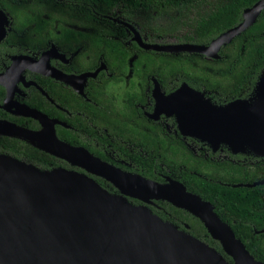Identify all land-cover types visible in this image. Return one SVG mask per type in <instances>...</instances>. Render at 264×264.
I'll return each mask as SVG.
<instances>
[{"label":"water","instance_id":"95a60500","mask_svg":"<svg viewBox=\"0 0 264 264\" xmlns=\"http://www.w3.org/2000/svg\"><path fill=\"white\" fill-rule=\"evenodd\" d=\"M263 9L264 0L244 9L242 21L209 45H141L154 51L200 53L218 59L220 48L251 26ZM41 66L45 68L33 69L59 78L45 63ZM153 95L156 111L150 117L173 116L182 136L204 143L213 152L225 146L232 154L264 157V68L250 100L238 98L218 105L186 82L168 95L155 82ZM21 114L38 120L42 129L31 131L2 120L0 135L29 142L99 176L122 195L109 193L85 173L63 167L39 170L0 155V187L9 190L6 194L0 191V264H264L250 255L209 201L187 191L181 182L168 179L159 183L123 172L83 148L60 141L56 121L45 114L29 108ZM259 184H264V178L242 185ZM126 196L146 203L165 200L198 217L232 263L146 206L132 205Z\"/></svg>","mask_w":264,"mask_h":264},{"label":"flooded vegetation","instance_id":"af4514ba","mask_svg":"<svg viewBox=\"0 0 264 264\" xmlns=\"http://www.w3.org/2000/svg\"><path fill=\"white\" fill-rule=\"evenodd\" d=\"M90 2L0 0L3 13L0 14V121L39 131L42 125L38 120L21 114L25 108L37 110L56 121L55 132L63 143L83 148L99 159L95 152H103L106 160H101L123 172L140 175L137 169H142L145 163L141 140L147 130L146 122L157 127L158 137L164 140L162 150L170 155L175 147L174 141H169L171 135L179 133L173 116L161 113L156 119L150 117L156 111L154 83L168 95L184 82L173 87V81L164 83L158 78V72L165 66L158 55L146 53L162 51L141 44H199L187 41L197 36L198 16L216 10L222 0H204L199 8L161 6V0H114L105 4L102 11H97L95 0ZM54 10L61 14L57 19L51 14ZM155 16L173 23L175 33L167 34L164 41L149 25ZM211 41L199 45H209ZM45 54L46 58L42 57ZM195 54L210 63L221 58L219 53L218 59ZM42 63L55 70L59 78L33 69H44ZM120 129L134 140L120 138L117 134ZM184 144L194 151L191 143ZM203 146L198 148L206 157ZM222 150L220 147L214 151L216 160L236 162ZM237 161L245 162L248 168L258 166L264 170V157ZM65 162L70 167H61L85 173L95 180L96 175ZM263 178L264 174L254 182ZM168 179L175 178L162 175L159 183ZM109 189L113 195H122L113 185ZM126 198L132 205L146 206L154 213L155 201Z\"/></svg>","mask_w":264,"mask_h":264},{"label":"trees","instance_id":"16d2710c","mask_svg":"<svg viewBox=\"0 0 264 264\" xmlns=\"http://www.w3.org/2000/svg\"><path fill=\"white\" fill-rule=\"evenodd\" d=\"M84 1L91 4L90 0ZM113 1L95 0L97 11H102L105 4H111ZM257 1L222 0V4H219L216 10L206 16H198L197 36L187 41L207 44L221 33L238 25L242 21L243 10ZM170 4H177L184 8L188 6L199 8L204 4V0H161L160 3L161 6ZM219 54L221 58L210 63L195 53H146L150 56L158 55L160 62L164 64L165 67L161 68L157 76L164 83L171 80L174 82L173 87H176L180 81H184L210 97L218 105H224L238 98L250 100L258 77L264 68V9L253 25L222 46ZM195 63L204 67L194 71L189 69V66L192 67ZM145 126L147 130L141 140L145 148V163L142 169H137L140 175L156 182L162 181V175H168L182 182L187 191L209 201L214 207V212L231 227L236 238L245 245L250 255L264 263V184L253 187L242 185L259 180L264 170L258 166L248 168L245 162L237 161L239 158L255 160L259 157L249 153L232 154L227 147L221 146L222 152L236 162L216 160L214 157L217 152L213 153L208 146H203V143L178 133L175 136L171 135L172 139L169 140H173L175 145L171 148V152L182 154L187 158L172 161L167 152L162 150L164 140L158 137L157 127L147 122ZM113 128H116L115 124ZM113 132L115 133V129ZM117 134L120 138L134 140L133 136L127 135L121 129L117 131ZM185 141L191 143L194 151L184 144ZM200 146L206 149L204 150L208 154L206 157L198 148ZM95 154L106 160L103 152H95ZM0 155L31 164L39 170L70 167L63 159L15 137L0 135ZM94 178L102 188L107 189L108 192L111 191L110 182L99 176ZM236 183L241 185L235 186ZM133 201L136 202L135 199ZM154 201L156 206L152 211L155 215L213 247L232 263V259L224 253L220 243L210 236L198 217L165 200Z\"/></svg>","mask_w":264,"mask_h":264},{"label":"rangeland","instance_id":"374dc122","mask_svg":"<svg viewBox=\"0 0 264 264\" xmlns=\"http://www.w3.org/2000/svg\"><path fill=\"white\" fill-rule=\"evenodd\" d=\"M51 14L55 15V19H57L61 15V14H58V12L56 10L52 11ZM155 17H156V19H154L153 21L149 22V25H150L151 28L155 29L154 32H155L156 35L163 36L164 39H162V40L164 41V40H166V37L168 36L167 34H170L172 36L175 33V29L173 28V23L169 22L168 20H166L162 16H159V17L155 16ZM167 31H169L170 33H168ZM179 32H181V30H179ZM167 40L172 41V38H167ZM201 67H204V66L203 65H198V64L195 63V65H193L192 67L189 66V69L194 71V70H200ZM218 79L220 80L221 78L219 77ZM222 83H224V82H222ZM166 152H167L168 155H170V152L169 153H168V151H166ZM170 158L172 160L176 161V160H185V158H187V157H183L182 154L173 153V154L170 155ZM205 171H207V170H205Z\"/></svg>","mask_w":264,"mask_h":264},{"label":"bare ground","instance_id":"6f19581e","mask_svg":"<svg viewBox=\"0 0 264 264\" xmlns=\"http://www.w3.org/2000/svg\"><path fill=\"white\" fill-rule=\"evenodd\" d=\"M0 191H1L2 193H5V194H6V193H8L9 190L6 189V188H1V187H0ZM139 209L144 210V211L146 210V209L143 208V207H139ZM223 264H225V263L223 262Z\"/></svg>","mask_w":264,"mask_h":264}]
</instances>
